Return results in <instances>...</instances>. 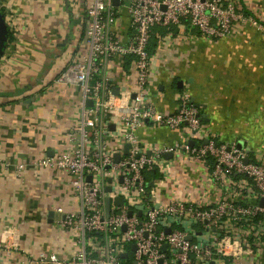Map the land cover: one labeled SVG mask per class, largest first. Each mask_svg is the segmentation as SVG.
Instances as JSON below:
<instances>
[{"label":"built area","instance_id":"obj_1","mask_svg":"<svg viewBox=\"0 0 264 264\" xmlns=\"http://www.w3.org/2000/svg\"><path fill=\"white\" fill-rule=\"evenodd\" d=\"M120 7L128 18L125 42L113 30ZM4 17L10 33L5 9ZM83 19L84 48L72 56L59 78L78 85L92 105L68 133L74 146L36 163L68 175L80 209L65 212L58 207L57 211L63 214L61 226L77 233L83 248L69 260L41 254L35 262L242 264L249 256L259 262L264 252V152L251 148L247 140L217 142L202 128L197 107L186 98L173 114L158 115L148 97L151 56L147 47L157 26L220 39L231 36L240 24L262 25L245 15L239 0H118L117 5L114 0H91ZM116 56H130L135 72L132 88L117 95L103 74L106 62ZM109 118L120 125L113 132ZM147 121L171 129L186 126L194 143L144 145L136 130ZM125 144L130 145L127 155ZM116 153L121 156L118 162ZM170 153L185 155L197 171L188 169L179 178L172 177L165 167V155ZM153 169L161 174L158 186L172 178L174 187L187 195L167 202L155 200L147 176ZM184 177L197 178L190 186ZM191 189L214 199L203 206ZM117 197L123 199L121 205L115 204ZM106 198L110 199L108 216ZM131 245L134 251L127 249ZM122 253L127 257L121 258Z\"/></svg>","mask_w":264,"mask_h":264},{"label":"crops","instance_id":"obj_2","mask_svg":"<svg viewBox=\"0 0 264 264\" xmlns=\"http://www.w3.org/2000/svg\"><path fill=\"white\" fill-rule=\"evenodd\" d=\"M90 1L0 0L13 37L0 58V264H37L41 254L69 260L83 248V239L61 226L57 211L80 209L68 175L36 163L74 146L68 133L91 106L78 85L59 78L84 48L83 13ZM239 2L261 27L240 24L220 39L154 27L148 97L161 116L173 114L186 98L200 105L201 126L217 142L247 140L264 152V0ZM113 30L127 41L122 8ZM131 62L130 56L106 62L103 74L113 91L132 88ZM108 124L112 132L120 126L110 118ZM186 128L147 121L136 134L144 145L174 146L195 140ZM166 160L168 173L177 178L190 163L177 153ZM148 179L157 201L187 195L172 178L159 186L158 178ZM193 191L203 206L214 199ZM242 264H264V252L259 262L249 256Z\"/></svg>","mask_w":264,"mask_h":264},{"label":"water","instance_id":"obj_3","mask_svg":"<svg viewBox=\"0 0 264 264\" xmlns=\"http://www.w3.org/2000/svg\"><path fill=\"white\" fill-rule=\"evenodd\" d=\"M114 4L117 5V4H118V0H114ZM8 34H9V27H8L6 21H5L4 14L0 11V58H1L2 55H3L4 49H5V46H6V43H7V39H8ZM113 93H114L115 95H117V94H118V89H115V91H113ZM90 104L92 105V101H90ZM195 106H196L197 108L200 107V105H198V104H195ZM197 116H198L199 118H201V119H204V115L201 114V113H198ZM205 120H206V119H205ZM206 121H207V120H206ZM111 127H112V125H111ZM205 142H207V140H205ZM189 144L192 145V144H193V141H190ZM242 145H243L242 141H239V142H238V146L242 147ZM129 148H130V145H129V144H125V145H124L123 153H124L125 155L128 154V149H129ZM120 157H121L120 154H119V153H116V154L114 155V161H115V162H118V161L120 160ZM165 157H166V158H171V153H170V154H166ZM246 162H247V161H245V163H246ZM88 178H90V177H88ZM151 186H153V185L151 184ZM105 190H106V191H109V190H110V187L107 186V187L105 188ZM122 203H123V199H122L121 197H117V198L115 199V204H117V205H121ZM261 203L264 204V200H262ZM109 211H110V199H109V198H106V199H105V212H106V216L109 215ZM128 214L131 215V212H129ZM139 214H140V212H139ZM122 229H125V227H122ZM167 232H169V229L167 230ZM188 238L190 239L191 237H188ZM164 248H165V246H164ZM131 250H132V251L135 250V246H134V245H131ZM120 257H121V258H126V257H127V253H122V254H120ZM211 264H213V263H211Z\"/></svg>","mask_w":264,"mask_h":264},{"label":"trees","instance_id":"obj_4","mask_svg":"<svg viewBox=\"0 0 264 264\" xmlns=\"http://www.w3.org/2000/svg\"><path fill=\"white\" fill-rule=\"evenodd\" d=\"M0 11L4 14V9L0 6ZM172 30V31H171ZM160 32H161V34H164V31H162V30H159ZM166 31H170V32H173V33H175L174 31H177V28H175V27H171V28H169L168 30H166ZM153 37H154V32L152 31V35H151V37H150V41L153 39ZM13 40V37H12V34L11 33H9L8 34V39H7V43L8 42H10V41H12ZM150 41H149V44H148V47H147V50H148V53H149V55L151 56V53H152V49H151V47L155 44V41L154 42H152V44L150 45ZM7 43H6V45H7ZM201 119V118H200ZM202 120V119H201ZM202 122H203V120H202ZM147 175H148V178H155V179H157V178H160L161 177V174L159 173V171H157V169H153V170H151V171H149L148 173H147ZM148 187H149V184H148ZM129 251H131V247H129V248H127ZM127 261V259H123L122 260V262H126Z\"/></svg>","mask_w":264,"mask_h":264},{"label":"rangeland","instance_id":"obj_5","mask_svg":"<svg viewBox=\"0 0 264 264\" xmlns=\"http://www.w3.org/2000/svg\"><path fill=\"white\" fill-rule=\"evenodd\" d=\"M188 164H189V165H188V169L190 170L191 173L197 171L196 168L194 167V165H192V164H190V163H188ZM184 178L190 183V186H193L194 183H195L194 180H195L197 177H193L191 181L188 179V177H184Z\"/></svg>","mask_w":264,"mask_h":264}]
</instances>
